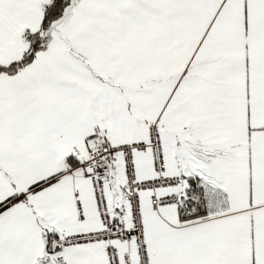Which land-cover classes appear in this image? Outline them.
Here are the masks:
<instances>
[{
    "label": "snow or ice",
    "instance_id": "6c2138e0",
    "mask_svg": "<svg viewBox=\"0 0 264 264\" xmlns=\"http://www.w3.org/2000/svg\"><path fill=\"white\" fill-rule=\"evenodd\" d=\"M0 264H264V0H0Z\"/></svg>",
    "mask_w": 264,
    "mask_h": 264
}]
</instances>
